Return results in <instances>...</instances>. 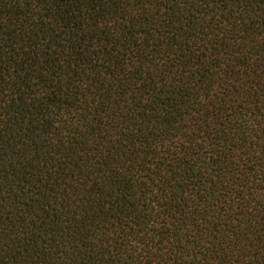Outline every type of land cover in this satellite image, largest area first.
Returning <instances> with one entry per match:
<instances>
[{
  "label": "trees",
  "instance_id": "trees-1",
  "mask_svg": "<svg viewBox=\"0 0 264 264\" xmlns=\"http://www.w3.org/2000/svg\"><path fill=\"white\" fill-rule=\"evenodd\" d=\"M0 264H264V0H0Z\"/></svg>",
  "mask_w": 264,
  "mask_h": 264
}]
</instances>
